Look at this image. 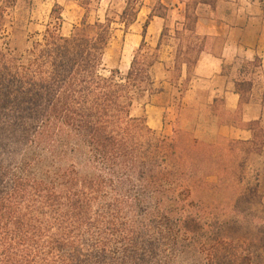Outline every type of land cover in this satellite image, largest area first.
<instances>
[{"label":"trees","instance_id":"trees-1","mask_svg":"<svg viewBox=\"0 0 264 264\" xmlns=\"http://www.w3.org/2000/svg\"><path fill=\"white\" fill-rule=\"evenodd\" d=\"M17 1L1 2L0 40ZM218 1L187 2L172 30L169 7L158 0L126 74L103 72L113 29L109 19L88 21L96 0H79L86 14L69 35L55 3L26 54L0 45V264H264V233L242 241L207 234L209 210L226 206L223 193L244 178L230 169L244 166L235 150L263 148L262 121L248 122L250 140L210 142L186 131L168 137L145 114H132L135 102L165 91L154 68L167 64L162 50L170 39L179 79L190 80L203 52L222 58L224 38L196 31L198 4ZM125 2L120 22L130 27L144 0ZM154 16L165 23L152 47L146 37ZM244 63L263 66L260 57ZM234 83L241 109L254 83Z\"/></svg>","mask_w":264,"mask_h":264},{"label":"rangeland","instance_id":"rangeland-1","mask_svg":"<svg viewBox=\"0 0 264 264\" xmlns=\"http://www.w3.org/2000/svg\"><path fill=\"white\" fill-rule=\"evenodd\" d=\"M164 1L166 4L174 3L176 5L172 9L169 7L167 24L172 30L176 26H181L184 21L183 13L186 3L189 2L193 8L196 5L195 0ZM1 2L2 0H0V5ZM55 3L60 4L63 9L62 33L69 35L73 27L79 25L86 14V10L80 6L79 0H18L16 6L10 9L7 14L6 37L0 40V45L6 42L16 54H26L31 46L33 36L37 32H44L50 23ZM125 6V0H96L95 7L87 14L89 22L98 19L111 21L113 39L104 57L106 69L103 72L105 74H109V70L113 68H119L122 74L127 73L134 51L142 40L143 25L152 8L158 6V0H144L136 22L130 27H126L120 22V15ZM164 23L165 21L161 17L155 18L150 23L147 41L152 47L156 45ZM169 43L170 46H164L162 50V59L167 64L160 63L154 68L157 86L164 83L165 91L160 94L148 95L135 102L132 114H145L149 126L168 137H172L176 131H186L193 133L202 141L214 142L220 138H230L221 134L220 126L226 120H236L242 125L241 116L248 103H244L239 112L230 114V111L222 105L221 100L213 105L209 103L211 95L206 89H201L198 93V100H194L192 90L188 93L185 92L190 80H185V76L179 79L178 73L172 68L176 48L175 40L170 39ZM224 66L225 72L232 73L233 78L240 81L246 79L253 81L255 88L245 94L246 101L252 100L256 104L251 111L258 112L261 108L260 104L264 108V81L260 70L255 69L253 64L244 63L242 59L233 63L225 62ZM233 68L234 72H232ZM240 70L244 74L240 73ZM243 125L246 128L252 126L250 123ZM260 126H262V130L256 126L257 132H262L261 139L264 140V122ZM252 138L253 133L250 139ZM260 143L262 142L260 141ZM248 147L250 146L245 145L244 150H235V154L238 153L240 160L244 161V166L241 169L233 167L235 165L232 164L230 169L243 175L244 178L238 186L229 188L223 193L225 199L227 198V207L220 205L216 208L217 212L209 210L211 212L208 218L211 225L208 227L207 234H211L213 238L225 237L229 240L242 241L252 234L264 233L260 229L264 226H261L258 218L264 216V144L263 148H257L252 153L247 152ZM210 178H214V176ZM249 212L256 218L254 223L244 217L248 216L247 214L252 215ZM193 228L196 230V227Z\"/></svg>","mask_w":264,"mask_h":264},{"label":"crops","instance_id":"crops-1","mask_svg":"<svg viewBox=\"0 0 264 264\" xmlns=\"http://www.w3.org/2000/svg\"><path fill=\"white\" fill-rule=\"evenodd\" d=\"M162 2L171 9L176 6L174 3L166 4L164 0ZM196 10L197 33L220 36L224 38L225 43L222 58L208 52L202 53L185 92L192 90V97L198 100L200 90L206 89L211 95L209 102L211 105L216 103L215 99L221 100L227 110L235 112L240 109V95L235 90V78L231 76L232 73L224 71V64L225 62L233 63L239 59L252 61L260 57L263 66L259 70L264 81V0H219L215 6L199 3ZM155 18L160 17L154 16L151 22ZM255 105L252 100L246 105L242 113L244 122L255 120L264 122L262 104L258 112H252ZM220 132L230 138L250 139L252 137L250 129L228 123L220 126Z\"/></svg>","mask_w":264,"mask_h":264}]
</instances>
